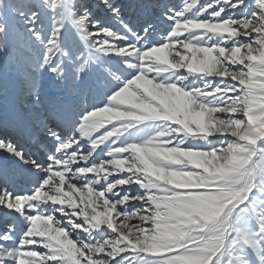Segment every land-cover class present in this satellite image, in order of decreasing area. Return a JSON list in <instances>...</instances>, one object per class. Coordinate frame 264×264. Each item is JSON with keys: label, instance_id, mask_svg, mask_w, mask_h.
Returning <instances> with one entry per match:
<instances>
[{"label": "snow or ice", "instance_id": "snow-or-ice-1", "mask_svg": "<svg viewBox=\"0 0 264 264\" xmlns=\"http://www.w3.org/2000/svg\"><path fill=\"white\" fill-rule=\"evenodd\" d=\"M0 66V264H264V0H0Z\"/></svg>", "mask_w": 264, "mask_h": 264}, {"label": "rangeland", "instance_id": "rangeland-1", "mask_svg": "<svg viewBox=\"0 0 264 264\" xmlns=\"http://www.w3.org/2000/svg\"><path fill=\"white\" fill-rule=\"evenodd\" d=\"M86 2L91 4V5H95L96 3H98V0H86ZM124 2L125 3H129L130 0H124ZM2 74L4 75L3 78L5 79V82H1V80H0V88L2 87L4 89V91H7V90H10L13 87V89L15 90L16 84H15L14 78L12 76H10V75H5L2 66H0V75H2ZM45 86H48V85L45 84ZM15 92L19 93V90L17 89V87H16ZM1 93H2V90L0 89V98L2 97ZM15 97H16V93H14V98Z\"/></svg>", "mask_w": 264, "mask_h": 264}, {"label": "bare ground", "instance_id": "bare-ground-1", "mask_svg": "<svg viewBox=\"0 0 264 264\" xmlns=\"http://www.w3.org/2000/svg\"><path fill=\"white\" fill-rule=\"evenodd\" d=\"M45 87L47 88L48 86ZM18 102H20V100ZM13 104H15V101L12 98V92L9 90L8 94L3 97V100H1V105H0L1 116H5V119L10 118L13 115L14 112Z\"/></svg>", "mask_w": 264, "mask_h": 264}]
</instances>
